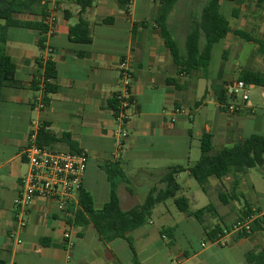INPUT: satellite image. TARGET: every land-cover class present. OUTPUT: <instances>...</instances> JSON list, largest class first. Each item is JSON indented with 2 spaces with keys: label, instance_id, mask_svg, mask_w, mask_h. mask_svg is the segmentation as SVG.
I'll use <instances>...</instances> for the list:
<instances>
[{
  "label": "crops",
  "instance_id": "0c3cea01",
  "mask_svg": "<svg viewBox=\"0 0 264 264\" xmlns=\"http://www.w3.org/2000/svg\"><path fill=\"white\" fill-rule=\"evenodd\" d=\"M208 1L201 4L194 0L192 11L178 12L185 2L179 0L170 15L169 29L183 51L191 26L199 21ZM41 6L48 9L44 24L48 16L56 18L50 32L9 30L7 52L17 65L20 86L5 88L0 104V264H134L135 255L139 264H249L248 253L264 254V230L237 239L235 225L243 221L244 201L225 205L220 200L219 191H231L238 177L233 171L222 180L211 178L207 193L199 186L201 191L193 198L184 194L187 188L180 183L182 174L190 185L192 177L189 172L180 174L178 196L189 200L190 211L212 205L218 217L208 214L202 224L194 216L180 212L174 199H170L156 206L149 221L128 234L135 253L123 239L103 243L92 224L81 229L69 226L45 199L35 201L29 225L19 234L21 243L18 237H11L15 230V201L21 181L29 172L23 153L43 125L57 138L70 135L77 150L88 154L83 189L92 195L96 209L110 198L111 186L103 170L110 162L120 163L131 181L129 188L146 179L151 186L147 198L152 189H165L162 179L171 168H189L199 161L201 155L192 161L193 148L198 142L201 149L204 133L213 135V146L218 150L239 139L264 135L255 133L262 128L264 119V110L255 108L252 99L251 90L257 86H251L248 106L234 114L219 102L215 90L219 85L227 89L239 81L244 71L264 72L263 58L254 42L229 33L214 46L206 69L187 73L175 64L162 38L157 24L160 0H96L83 16L90 24V44L70 39V30L80 19L77 5L70 0H42ZM220 8L232 29L257 39L264 37V4L258 8L256 0H222ZM16 18L42 21L31 15ZM13 30H18L15 39L10 38ZM42 39L44 50L39 47ZM47 47L53 49L50 60L57 71L52 82L57 91L49 95L37 81L42 77L37 60L45 56ZM123 61H128L133 76L135 106L129 137L119 148L121 126L112 101L124 90L120 72ZM35 83L37 88L33 87ZM259 88L256 99L264 101V88ZM42 95L49 101L44 110L35 103ZM227 97L225 105L232 104ZM243 191L240 193L255 212L254 220L263 217L264 194L256 189ZM118 193L126 212L146 200H139L125 184L119 186ZM207 198L212 200L208 202ZM233 217L235 220L228 226ZM206 226H220L224 234L212 241ZM170 229L174 231L165 232ZM68 231L70 240L64 238Z\"/></svg>",
  "mask_w": 264,
  "mask_h": 264
},
{
  "label": "trees",
  "instance_id": "16d2710c",
  "mask_svg": "<svg viewBox=\"0 0 264 264\" xmlns=\"http://www.w3.org/2000/svg\"><path fill=\"white\" fill-rule=\"evenodd\" d=\"M70 1L80 8V19L78 24L71 28L70 39L74 43L90 44L92 42L90 24L83 16L86 10L95 4L96 0ZM221 1H208L203 8L199 21L191 26L186 41V49L183 51L174 39L168 26V19L175 10L179 0H160L161 11L157 19V24L161 30L162 38L169 48L175 64L181 66L187 73L206 69L211 62L214 46L223 41L229 33H233L236 37L246 42H254L257 44L258 53L262 56L264 62V37L257 39L251 34L232 29L229 21L221 13ZM224 1L246 2L253 0ZM41 4L42 0H0V104L4 99L3 90L5 88L20 86L17 81V65L7 52L9 30L11 28H25L46 34L48 27L43 23V20L48 15V9L46 6H41ZM256 4L258 8H262L264 0H256ZM16 15L38 16L42 18V21H20L16 18ZM43 43L44 40L42 39L39 44L41 50H44ZM37 62L46 81L44 85L45 94L55 93L57 87L52 83L57 77L55 63L50 60L44 64L42 59L37 60ZM239 81H243L251 86L264 88V72L244 71ZM33 87L37 88L38 85L33 84ZM215 90L218 95V100L223 106H227L225 102L228 100V95L232 101L235 100L223 85L216 86ZM48 102L45 99V103L48 104ZM117 105L118 102L115 98L112 101V107L115 112L117 111ZM200 142L202 154L195 165L189 168L181 166L171 168L162 179V183L166 185L165 189H152L142 205L136 206L127 212L121 208L118 189L121 184H125L131 192V189H129L131 181L124 173L120 163L110 162L106 164L103 170L111 186L109 201L101 209H96L92 195L87 190L82 189L79 193L81 208L77 211L70 210V214L72 215L68 218L69 224L76 229H81L92 224L103 243H111L115 240L123 239L129 243L135 253L134 242L128 234L142 227L149 221L156 206L170 199H174L180 212L194 216L202 224H204V218L208 214L218 217V213L212 205L191 212L189 200L184 196H178L181 191L178 176L185 172H189L190 176L199 184L203 192L207 193L211 178L222 180L233 171L238 177L233 182L231 191H219L220 200L225 205L243 200L244 213L241 220L253 217L255 212L252 206L246 201L245 196L240 193V187L243 176L251 169L261 168L264 170V135H252L247 139H239L219 150L213 146V135L211 133H204ZM36 143L40 147L61 143L68 146L73 152H80L75 147V143L72 141L70 135L66 134L62 138H57L47 131V125H43L39 130ZM205 230L212 241H216L219 234H224L220 226L213 228L206 226ZM262 230H264V216L255 219L251 223L249 231L239 232L237 239L240 240L250 237L254 233ZM173 231L174 229H170L165 232L172 233ZM246 260L249 264H264V254L248 253ZM134 264H139L136 255Z\"/></svg>",
  "mask_w": 264,
  "mask_h": 264
},
{
  "label": "built area",
  "instance_id": "2783aa9c",
  "mask_svg": "<svg viewBox=\"0 0 264 264\" xmlns=\"http://www.w3.org/2000/svg\"><path fill=\"white\" fill-rule=\"evenodd\" d=\"M56 18L54 15L48 16L45 25L48 32L54 26ZM42 62L46 64L50 61L53 53L51 47H47ZM121 80L124 90L116 99L118 102L116 121L121 126L118 134V145L122 148L124 142L129 137L128 127L131 122L132 109L135 106L132 94L133 76L129 68L128 61H123L120 65ZM40 81L42 90L46 83L44 76L37 78ZM230 95L234 97L232 104L227 105L226 109L230 113H236L248 106L250 102L251 85L236 81L227 87ZM240 102V105L238 103ZM36 106L40 110L47 107L44 95L36 98ZM180 113V111H177ZM37 135H33L32 142L25 149L23 156L29 166V172L20 184L18 198L15 201L14 223L15 230L11 237L17 238L19 234L28 227L32 209L37 199L47 200L57 213L63 215L66 223L71 217L70 210L77 211L81 208L79 203V193L84 187V179L89 165V156L85 152H73L69 148H64L61 144L40 147L36 143ZM254 217L239 221L235 225L238 232L249 231ZM73 227V226H71ZM66 240L71 239L69 231L64 234Z\"/></svg>",
  "mask_w": 264,
  "mask_h": 264
},
{
  "label": "rangeland",
  "instance_id": "374dc122",
  "mask_svg": "<svg viewBox=\"0 0 264 264\" xmlns=\"http://www.w3.org/2000/svg\"><path fill=\"white\" fill-rule=\"evenodd\" d=\"M185 2H182V4L180 5V8H178V12L181 11H189L191 6H192V2L194 0H184ZM208 0H200L201 4L206 2ZM192 11V10H190ZM198 12V9L196 10V13ZM195 13V11H194ZM18 37V30H13L10 34V38L15 39ZM258 92H260V88H256V89H252L251 90V94H252V99H253V103L255 108H258L260 110H264V101H262L261 99L257 100V94ZM256 134H264V119L262 120V128L261 129H256ZM201 153V149L199 148V143H195L194 144V148H193V155H192V161L194 162L196 159V157L198 158V156H200ZM250 175L249 177L246 178V176H243L242 179V183L244 185L241 184L240 190L243 191L244 189H256V192L258 193H263L264 194V170L261 168H255V169H251L249 171ZM191 185L188 183V178L186 176H184V174H182V178L180 179V183L187 189H185V193L188 198H193L195 194L200 193V187L199 184L193 179L190 178L189 179ZM151 186L149 187L148 182L146 181V179H140L138 180L136 183L134 182L133 186H130L129 189H131V191H134L137 195V197L139 198V200L143 201L146 198V194L147 192L150 190ZM243 192H247V191H243ZM263 198H260V200L262 201ZM208 202L211 201L212 199L207 198ZM171 202V200H170ZM169 202V203H170ZM243 203V202H242ZM197 206V205H195ZM240 215L238 214L237 217H239ZM157 219V218H156ZM233 220H235V217H233V219L229 220L227 222L228 226H230L233 223Z\"/></svg>",
  "mask_w": 264,
  "mask_h": 264
}]
</instances>
